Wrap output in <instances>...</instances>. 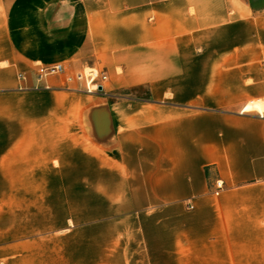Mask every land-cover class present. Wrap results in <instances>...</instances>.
<instances>
[{
    "label": "crops",
    "instance_id": "1",
    "mask_svg": "<svg viewBox=\"0 0 264 264\" xmlns=\"http://www.w3.org/2000/svg\"><path fill=\"white\" fill-rule=\"evenodd\" d=\"M257 14L248 0H0V264L264 263ZM36 64L89 66L118 95L37 82Z\"/></svg>",
    "mask_w": 264,
    "mask_h": 264
},
{
    "label": "built area",
    "instance_id": "2",
    "mask_svg": "<svg viewBox=\"0 0 264 264\" xmlns=\"http://www.w3.org/2000/svg\"><path fill=\"white\" fill-rule=\"evenodd\" d=\"M37 82H45L48 78H62L64 86L69 90L83 91L88 94L103 92L107 82V76L95 69L89 68L76 73L69 72L63 64L37 65L34 70ZM16 79L22 88L26 87L27 74L17 73ZM101 88V90H99ZM220 184L217 187L220 188ZM192 209V207H190Z\"/></svg>",
    "mask_w": 264,
    "mask_h": 264
},
{
    "label": "rangeland",
    "instance_id": "3",
    "mask_svg": "<svg viewBox=\"0 0 264 264\" xmlns=\"http://www.w3.org/2000/svg\"><path fill=\"white\" fill-rule=\"evenodd\" d=\"M248 1L250 2L252 9H254L255 12L258 13L257 15H260V16L264 17V0H248ZM37 65H41V64H36L35 67ZM65 66H66V64H65ZM89 68H91V67L84 66L83 68L76 70V72L83 71V70H85L87 72ZM67 70H68V68H67ZM76 72H72V73H76ZM99 72H101V71H99ZM71 91L73 93H78V94H82V95H94V96H103V97H108V96H112V95L113 96L114 95H118V94H114V93L109 92L106 89V84H105V90L103 92H97V93H93V94H88V93L83 92V91H77V90H71ZM145 94L146 93H145L144 90H140L137 95L145 96ZM89 101L91 102V104H90L91 108H96L97 107V105H93V103H92L93 99L89 98ZM74 252H75V258H77V256L80 257V256H82L85 253V250L81 249V232L80 231L75 233V250H74ZM91 254H92V249H91ZM261 260L264 261V259H261ZM257 261H258L257 260V256H251V264H258ZM260 264H264V263H260Z\"/></svg>",
    "mask_w": 264,
    "mask_h": 264
},
{
    "label": "bare ground",
    "instance_id": "4",
    "mask_svg": "<svg viewBox=\"0 0 264 264\" xmlns=\"http://www.w3.org/2000/svg\"><path fill=\"white\" fill-rule=\"evenodd\" d=\"M251 109H256V110L259 111V107H258V106H248L245 110H246V111H249V110H251Z\"/></svg>",
    "mask_w": 264,
    "mask_h": 264
},
{
    "label": "water",
    "instance_id": "5",
    "mask_svg": "<svg viewBox=\"0 0 264 264\" xmlns=\"http://www.w3.org/2000/svg\"><path fill=\"white\" fill-rule=\"evenodd\" d=\"M99 90H101V88H99Z\"/></svg>",
    "mask_w": 264,
    "mask_h": 264
}]
</instances>
